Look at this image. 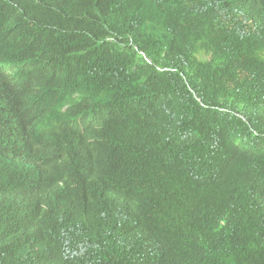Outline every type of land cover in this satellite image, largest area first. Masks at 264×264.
I'll list each match as a JSON object with an SVG mask.
<instances>
[{
  "label": "trees",
  "instance_id": "obj_1",
  "mask_svg": "<svg viewBox=\"0 0 264 264\" xmlns=\"http://www.w3.org/2000/svg\"><path fill=\"white\" fill-rule=\"evenodd\" d=\"M83 11L0 12V44L35 89L55 95L72 68L88 87L50 118L12 102L31 158L61 139L68 178L26 221L0 220V264H264V0H109L97 42L96 19L73 29Z\"/></svg>",
  "mask_w": 264,
  "mask_h": 264
},
{
  "label": "clouds",
  "instance_id": "obj_2",
  "mask_svg": "<svg viewBox=\"0 0 264 264\" xmlns=\"http://www.w3.org/2000/svg\"><path fill=\"white\" fill-rule=\"evenodd\" d=\"M20 0H0V12L9 14ZM42 12L58 8L60 0H36ZM167 8L186 7L200 13L212 8L217 0H158ZM84 11L73 21V29L82 26L85 16L96 19L100 30L92 34L91 42H97L109 31V0H81ZM12 39L19 44L29 41L20 30H10ZM88 87L81 81V73L72 68L60 77L55 95L51 96L43 87L35 89L31 75L11 60L6 47L0 44V220L10 223L26 221L31 214L32 203L43 200L51 192L66 187V158L64 144L57 140L52 152L44 160L31 158L30 140L26 137L21 119L12 109L18 100L36 118L53 117L58 102L69 103L80 96ZM68 106L63 108L66 111ZM67 121L68 115L57 117ZM13 123L12 130L6 125Z\"/></svg>",
  "mask_w": 264,
  "mask_h": 264
}]
</instances>
